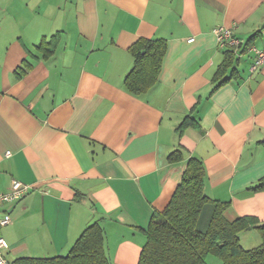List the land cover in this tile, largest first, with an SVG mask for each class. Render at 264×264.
I'll return each instance as SVG.
<instances>
[{
	"label": "crops",
	"instance_id": "crops-1",
	"mask_svg": "<svg viewBox=\"0 0 264 264\" xmlns=\"http://www.w3.org/2000/svg\"><path fill=\"white\" fill-rule=\"evenodd\" d=\"M218 26L243 41L258 32L264 49V0H0V192L31 185L0 206L10 263L65 255L99 221L110 261L138 264L191 157L229 220L264 223V190L249 189L264 176V64L252 71L254 52L235 50V74L214 89L231 47ZM140 38L166 50L156 83L135 94L124 80Z\"/></svg>",
	"mask_w": 264,
	"mask_h": 264
},
{
	"label": "trees",
	"instance_id": "trees-1",
	"mask_svg": "<svg viewBox=\"0 0 264 264\" xmlns=\"http://www.w3.org/2000/svg\"><path fill=\"white\" fill-rule=\"evenodd\" d=\"M264 28V27H263ZM252 35L236 48L226 50V58L219 68L217 89L236 72L238 56L235 50L245 51L252 46ZM56 43L43 41L38 48L45 56L54 52ZM166 41L140 38L130 51L134 65L126 75V88L135 94L146 92L156 83ZM239 53V54H240ZM229 74V76H227ZM188 121H184L181 127ZM179 158L178 151L170 155ZM206 168L198 157H191L169 204L155 210L145 230L146 243L138 264H208L212 255L222 264H264V223L251 216L229 220L225 211L229 202L211 199L205 193ZM253 191L264 190V176L253 186ZM211 205L209 213L205 207ZM254 226L261 236L260 245L245 248L240 233ZM12 264H113L105 249V231L99 221L86 226L69 252L54 257H19Z\"/></svg>",
	"mask_w": 264,
	"mask_h": 264
},
{
	"label": "built area",
	"instance_id": "built-area-1",
	"mask_svg": "<svg viewBox=\"0 0 264 264\" xmlns=\"http://www.w3.org/2000/svg\"><path fill=\"white\" fill-rule=\"evenodd\" d=\"M214 32L217 36L218 42L222 46H231L233 48L238 47L244 41L236 37L233 34L231 28L218 26L214 29ZM193 40V38H191ZM254 52V60L251 65V70L255 71L264 64V49H259L256 46H250ZM10 154V152H8ZM31 189V185L25 184L21 181L14 180L6 192H0V206L5 203H11L22 199ZM12 222V217L10 213L5 212L3 216L0 217V227L6 226ZM8 247L4 237L0 235V264H12L8 261L5 256V249Z\"/></svg>",
	"mask_w": 264,
	"mask_h": 264
},
{
	"label": "rangeland",
	"instance_id": "rangeland-1",
	"mask_svg": "<svg viewBox=\"0 0 264 264\" xmlns=\"http://www.w3.org/2000/svg\"><path fill=\"white\" fill-rule=\"evenodd\" d=\"M243 63H244V60H243ZM241 65L243 66V64H241ZM211 207H212L211 205L210 206L207 205L205 207V210H204L205 212L204 213H209L211 211V209H212ZM244 233L245 232H242L239 235L240 236V240H241V244L243 245V247H245V248H253V247H256V246L260 245V243L262 242L261 236H260V234L258 232H256L257 234H252L253 232H248L246 235H252L253 238L250 239L251 240L250 243H247L248 241H246V239H244ZM255 237H258V238H256V240H255L254 239ZM257 239H258V241H257ZM6 256L8 257V259L12 260V257L9 256V254H7ZM212 259H213V261L211 262L212 264H222V262H221V260L219 258L214 256V258H212Z\"/></svg>",
	"mask_w": 264,
	"mask_h": 264
}]
</instances>
